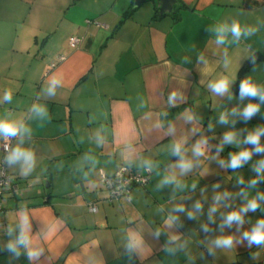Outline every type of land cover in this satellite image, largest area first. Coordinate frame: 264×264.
Here are the masks:
<instances>
[{"label":"crops","instance_id":"obj_1","mask_svg":"<svg viewBox=\"0 0 264 264\" xmlns=\"http://www.w3.org/2000/svg\"><path fill=\"white\" fill-rule=\"evenodd\" d=\"M132 1L0 0V97L5 90L13 92L10 103H0V119L30 128L11 139V150L21 147L34 153L27 175L22 174V163L9 165L5 160L11 185L0 197V264H33L23 250L17 258L6 248L19 234L16 225L22 209L29 217L31 237L44 248L35 264H90L92 257L101 264H264V248H249L246 240L233 250L208 254L211 240L229 234L239 238L264 218L262 201L259 209L245 214L239 229L233 225L221 232L219 228L221 212L246 202L236 195L241 189L250 196L264 192V180L256 188H247L257 176L253 165L264 156L253 155L235 172L209 162L204 176L189 174L186 181H196L197 188L181 194L191 196L183 203L190 208L201 199L203 214L199 220L181 214L183 227L171 233L164 228L163 218L171 207L172 189L157 188L178 159L170 154L174 140L183 137L190 148L202 135L214 154L226 131H236L243 139L257 127L258 113L244 126L241 116L229 117L227 125L219 120L221 112L242 109L250 102L239 99L243 79L251 77L255 84L264 85V76L258 81L264 72V0H178L176 14L162 16L155 1L147 0L151 3L135 9ZM233 21L257 31L239 42L229 33L226 43L217 45L216 28ZM71 35L81 37L76 47L69 45ZM225 51L231 61L227 68ZM201 54L206 65L198 59ZM253 56L255 63L247 64L240 76V69ZM53 75L61 78L62 87L49 97L46 88ZM220 75L232 80V99L228 94L214 96L207 87ZM172 91L185 99L169 107ZM33 104L46 106L47 116L34 114ZM185 109L195 114L198 124L181 119ZM158 120L162 128L155 127ZM169 122L175 125L171 134ZM3 141L0 137V159ZM230 151L239 149L225 145L220 158L227 159ZM142 161L153 164L149 181L134 186L128 200H108L101 174L112 175L122 163L143 168ZM238 178L244 183L238 184ZM216 183L220 187L214 190ZM224 191L233 194L230 207L217 211L215 222L209 224L211 231L205 233L201 224L208 222L213 196ZM176 202H181L178 197ZM92 204L96 211L89 209ZM162 206L165 212L159 211ZM10 225L15 229L12 236L7 233ZM157 228L159 238L152 235ZM129 229L142 234L148 249L145 256L129 257L125 251ZM170 234L190 239V257L164 251ZM254 252L260 253L258 259L252 258Z\"/></svg>","mask_w":264,"mask_h":264},{"label":"clouds","instance_id":"obj_2","mask_svg":"<svg viewBox=\"0 0 264 264\" xmlns=\"http://www.w3.org/2000/svg\"><path fill=\"white\" fill-rule=\"evenodd\" d=\"M257 31L255 28H242L240 23L233 21L231 25L222 24L216 28L217 37L215 43L217 45H223L226 43L227 35L230 33L233 41L239 42L241 37H247L254 34ZM199 61L203 64H207V60L201 54L198 57ZM253 63H255V57H252ZM224 66L227 68L231 61L228 57L227 51L224 52ZM232 80L229 76L220 75L215 79L208 82L207 87L214 96L220 97L228 94V98L232 99L230 92ZM59 87H62V80L60 77L53 75L48 81L46 92L49 97L56 95V91ZM13 97V92L8 89L3 92L2 97H0V103L8 102L10 103ZM248 99L250 102L247 103L242 109L233 108L231 112H221L220 120L221 124H229V117L241 116L244 121L247 122L254 115L259 113L261 104H264V85H257L252 81L251 77H246L240 82L239 89V99L241 101ZM185 99L182 93L177 91H172L167 99V104L169 107L175 106L178 102H182ZM253 100H258V103L251 102ZM31 111L42 117L47 116V108L44 105L33 104ZM161 116H167V112L160 113ZM181 119L185 123H192L194 125L198 124V118L189 109H185V112L181 115ZM234 125L235 120H231ZM163 122L157 121L155 127L162 128ZM212 128L211 123L209 124V129ZM31 129L25 126L22 122H17L14 120L0 119V137L5 139L15 138L17 136H22L25 132H30ZM169 134L175 132V125L169 122L168 124ZM198 129L193 127L192 132L196 133ZM264 135V126H257L252 131L248 132L243 139L236 131H226L223 138L218 146H216V151L214 154L211 153V145L206 137L200 136L190 148L185 147L186 140L181 137L174 140L170 145V154L176 156L178 159L174 164L169 165L165 174L159 180L157 184L158 189L164 187H170L172 189L171 197V207L167 209L166 214L163 218V225L166 230L171 233L172 229L181 228L183 224L181 222V214H185L189 220H199L200 216L203 214V202L201 199L195 201V203L190 207H186L184 200L191 199L190 195H181L182 193L194 192L197 188V182L193 181L190 184L186 181V177L191 173H198L199 176H204L208 171V163L216 162L222 169H231L235 172L237 169L241 168L243 165L249 162V160L255 154H264V144L261 143V137ZM102 143V141H100ZM250 145V148H242L241 145ZM225 145H233L238 148L239 151H230L228 153L227 159H221L219 153L224 150ZM190 153V154H189ZM6 162L9 165L22 163L23 173L27 175L33 167L34 153L31 150L23 149L21 147H15L5 157ZM142 167L146 171H151L153 164L151 161H142ZM257 176L253 178L247 188H256L257 184L264 180V159H260L255 165H253ZM238 184H243V178L237 179ZM219 183L213 185V189L219 188ZM201 196L203 199H207L205 194V189H201ZM236 195L242 197L246 202L238 209H234L230 212H221L220 218L221 223L219 225L220 231L223 232L225 227H231L236 225L239 229L245 223V214L249 211L255 212L260 208V204L264 201V192H257L255 195L250 196V192L246 189H241ZM233 194L224 191L217 192L213 196V202L208 209V222L201 224V229L203 232L208 233L211 231L209 227L210 223H214L216 219V213L221 208L230 207V202ZM177 197L181 202L177 203ZM264 211V209H261ZM160 212H165V208L162 206L159 209ZM16 228L19 229V234L12 240H10L6 248L9 252L13 254L14 257H19L22 254V250L26 252L29 261L38 262L41 256L44 254V248L37 242L33 240L30 235L29 228V217L25 210H21V214L18 218V223ZM15 229L10 225L7 229L9 236L13 235ZM50 232L48 235L50 236ZM152 235L155 238H159L161 235V229L157 228ZM247 241V246L249 248H264V218L256 221V223L249 229L245 230L239 238L234 235H220L215 239L211 240L208 244V254L215 255L216 249L233 250L236 248L237 244ZM190 239L181 238L179 235L170 234L169 239L164 246V251L169 255H175L177 252H184L189 257L190 253ZM92 245H98V242L92 241ZM125 251L131 257L133 254L139 255L141 257L147 254V246L144 242L142 234L137 230H126V244ZM260 256L259 252L252 253L253 259H258ZM90 264H101L99 260L95 257L90 258Z\"/></svg>","mask_w":264,"mask_h":264},{"label":"built area","instance_id":"obj_3","mask_svg":"<svg viewBox=\"0 0 264 264\" xmlns=\"http://www.w3.org/2000/svg\"><path fill=\"white\" fill-rule=\"evenodd\" d=\"M80 40L81 37L79 35H71L69 37V45L76 47L80 43ZM60 59H63V56H60ZM11 139L4 138L2 143L3 155L0 159V197L3 195L5 189L11 185V176L7 172L5 165V156L12 148ZM150 172L146 171L144 167L139 168L130 163H122L112 175L102 173L101 180L107 187L108 200L130 199L132 188L136 185H145L149 181ZM89 209L96 211L97 206L92 204Z\"/></svg>","mask_w":264,"mask_h":264},{"label":"water","instance_id":"obj_4","mask_svg":"<svg viewBox=\"0 0 264 264\" xmlns=\"http://www.w3.org/2000/svg\"><path fill=\"white\" fill-rule=\"evenodd\" d=\"M147 0H133L132 9L139 7ZM158 7V16H162L164 13L176 14V6L179 4L178 0H153Z\"/></svg>","mask_w":264,"mask_h":264},{"label":"rangeland","instance_id":"obj_5","mask_svg":"<svg viewBox=\"0 0 264 264\" xmlns=\"http://www.w3.org/2000/svg\"><path fill=\"white\" fill-rule=\"evenodd\" d=\"M145 3H151V1H149V2H145ZM262 76H264V72H262V73H259V75H258V81L259 82H261L262 81V79H260ZM262 78H264V77H262ZM258 120H257V126H264V106H261L260 107V111H259V113H258ZM246 123L247 122H241L240 123V125H242V126H244V125H246ZM258 155H260V154H258ZM260 156H264V154H261Z\"/></svg>","mask_w":264,"mask_h":264},{"label":"trees","instance_id":"obj_6","mask_svg":"<svg viewBox=\"0 0 264 264\" xmlns=\"http://www.w3.org/2000/svg\"><path fill=\"white\" fill-rule=\"evenodd\" d=\"M155 9H156V12H158V7H157V6H156ZM259 58H261V57L258 56L256 59H259ZM251 61H252V57L249 58V59L246 61V64H244V66H242V68L240 69V76H241L242 72L244 71L245 67L247 66V64H249Z\"/></svg>","mask_w":264,"mask_h":264}]
</instances>
